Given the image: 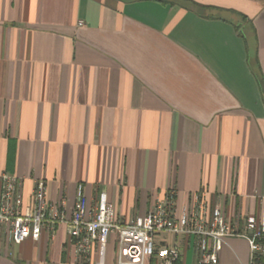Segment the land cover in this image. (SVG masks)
Segmentation results:
<instances>
[{
    "label": "crops",
    "instance_id": "0c3cea01",
    "mask_svg": "<svg viewBox=\"0 0 264 264\" xmlns=\"http://www.w3.org/2000/svg\"><path fill=\"white\" fill-rule=\"evenodd\" d=\"M255 72L264 79V0H0V177L16 175L29 206L43 181L64 213L38 240L0 230V264H97L68 241L78 185L88 208L106 192L123 223L169 188L178 207L204 189L229 220L259 214ZM156 243L198 264L191 239ZM105 264H119L113 235ZM218 264H250L247 241L226 237Z\"/></svg>",
    "mask_w": 264,
    "mask_h": 264
},
{
    "label": "built area",
    "instance_id": "2783aa9c",
    "mask_svg": "<svg viewBox=\"0 0 264 264\" xmlns=\"http://www.w3.org/2000/svg\"><path fill=\"white\" fill-rule=\"evenodd\" d=\"M0 188V230L10 241L20 244L30 238L38 240L43 227L54 229L64 221L61 206L50 203L46 186L37 181L32 204L25 205L20 179L2 173ZM259 199V214H237L234 220L225 217L220 199L209 206L208 192L200 190L190 195L182 207L176 205V192L169 188L164 199L147 212L126 223L116 217L115 205L106 192L99 191L93 207L87 201L81 185L67 220L68 241L81 261L95 253L97 264H105L106 248L111 235L115 237L119 264H145L155 257L159 264H174L180 258L177 243L157 245L156 236L168 234L191 239L198 264H218L219 253L226 237L244 238L250 249V264H257L264 255V181Z\"/></svg>",
    "mask_w": 264,
    "mask_h": 264
},
{
    "label": "trees",
    "instance_id": "16d2710c",
    "mask_svg": "<svg viewBox=\"0 0 264 264\" xmlns=\"http://www.w3.org/2000/svg\"><path fill=\"white\" fill-rule=\"evenodd\" d=\"M242 17L246 18L243 15H242ZM255 77H256V80H257L258 86L260 88V91L262 93V97H263V101H264V79L257 72H255ZM174 264H179V259ZM257 264H264V255L258 257Z\"/></svg>",
    "mask_w": 264,
    "mask_h": 264
},
{
    "label": "rangeland",
    "instance_id": "374dc122",
    "mask_svg": "<svg viewBox=\"0 0 264 264\" xmlns=\"http://www.w3.org/2000/svg\"><path fill=\"white\" fill-rule=\"evenodd\" d=\"M253 42L251 41V38L249 39V45H250V55H251V58L253 57ZM172 236V235H171Z\"/></svg>",
    "mask_w": 264,
    "mask_h": 264
}]
</instances>
